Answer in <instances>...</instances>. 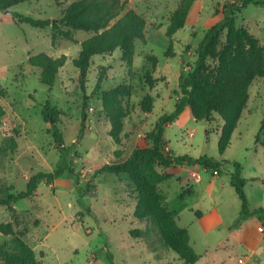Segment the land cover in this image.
Here are the masks:
<instances>
[{
    "label": "rangeland",
    "instance_id": "rangeland-1",
    "mask_svg": "<svg viewBox=\"0 0 264 264\" xmlns=\"http://www.w3.org/2000/svg\"><path fill=\"white\" fill-rule=\"evenodd\" d=\"M74 1L30 0L13 7L10 15L0 13V103L6 110L0 119V197L24 192L33 176L52 173L62 153L75 170L52 184L39 180L31 198L10 207L0 204V224L12 223L15 231H25L24 240L41 264H185L163 246L162 233L153 221L134 218L138 192L128 175L93 178V174L104 165L127 160L136 148L149 146L147 134L161 116L175 110L181 79L194 68L207 31L223 18L224 6L240 0H198L185 27L171 37L167 36L170 16L182 0H129L127 11L146 20V41L136 42L131 65L123 62L120 49L95 56L85 92L74 61L81 43L92 34L72 31L77 42L57 35L53 43L52 27L35 29L14 18L17 13L55 21ZM236 26L246 27L264 49V5L250 4L236 13ZM225 44L224 34L217 49ZM41 53L68 57L52 88L41 82V70L29 64L30 56ZM207 65V71L215 74L217 60L209 59ZM104 69L101 90L94 93ZM253 84L255 115L249 125L243 123L234 132L223 155L218 147L222 125L218 116L211 122L197 121L190 112L165 131L166 150L172 157H209L220 163L217 173L199 164L157 168L173 175L160 190L178 226L189 232L190 245L199 256L196 264H240L242 260L264 264V236L258 231L264 225V212L259 211L264 210V148L256 144L264 112V78ZM123 85L132 94L124 100L127 116L117 144L110 136L102 95ZM147 95L154 99L152 113L141 108ZM48 103L59 111L63 152L51 132L53 124L43 116ZM233 162L243 168L246 215L231 186ZM215 210L222 223L207 231L201 220L207 223ZM134 230L142 236H134ZM8 240L0 235L1 243Z\"/></svg>",
    "mask_w": 264,
    "mask_h": 264
},
{
    "label": "trees",
    "instance_id": "trees-1",
    "mask_svg": "<svg viewBox=\"0 0 264 264\" xmlns=\"http://www.w3.org/2000/svg\"><path fill=\"white\" fill-rule=\"evenodd\" d=\"M30 0H0V13H5L13 7ZM198 0H182L178 9L171 13L167 36L175 35L188 22L190 10ZM241 3L238 6V3ZM250 4L264 5L255 0H240L230 3L223 8V18L212 26L206 33L204 40L198 46L197 59L192 71L181 79L180 94L175 110L161 116L153 130L146 136L149 146L136 148L131 156L122 162L107 164L96 170L93 178L103 174L115 176L128 175L136 186L138 203L134 211V218L138 221H153L162 233L163 246L173 250L185 264H196L199 256L190 245L189 232L178 226L175 215L167 208V198L160 190V186L170 181L172 174L158 172V167L169 168L173 165L199 164L207 169L219 170L220 163L209 157L193 159L189 156H171L166 150L164 141L167 127L190 108L193 118L197 121L211 122L213 116H218L223 122L220 130L219 152L223 155L230 147L232 136L237 129L244 110L250 98V88L253 83L264 78V49L259 41L246 27L236 26V13ZM129 0H76L72 2L58 20L34 19L15 13L18 24H29L35 29L44 30L52 27L55 31L53 43L57 35H61L71 42H77L72 31L91 33L92 36L84 40L79 57L74 61L79 70V82L82 90L86 91L88 71L95 56H105L120 49L123 62L131 65L135 56L137 41H146V20L133 10L127 11ZM226 44L218 50L223 35ZM209 59L217 60V71L211 74L207 71ZM63 55L54 58L46 53L32 55L29 64L41 70V82L52 88L57 75L67 62ZM105 69L100 73L94 93L101 90L105 80ZM152 86V84L150 85ZM132 94V89L126 85L104 92L103 110L111 125L110 136L118 144L127 116L124 100ZM145 113H152L154 99L147 95L141 103ZM6 115L5 108L0 103V119ZM45 121L51 123L54 140L63 147V139L57 126L59 111L48 103L43 111ZM264 119L261 123L256 144L264 146ZM73 162L68 163L62 153L60 162L52 173H40L33 176L27 190L17 194L0 197V204L10 207L20 200L31 198L37 190V182L47 179L52 184L63 175H74ZM234 172L231 186L235 189L242 202V215L248 213V204L244 192L245 180L242 176L243 168L240 163L233 162ZM90 191V190H88ZM81 205L82 201L79 200ZM264 212L263 209L259 210ZM25 231H15L12 223L0 224V235L8 241H0L1 264H41L35 251L25 242ZM132 234L141 237L139 230Z\"/></svg>",
    "mask_w": 264,
    "mask_h": 264
},
{
    "label": "crops",
    "instance_id": "crops-1",
    "mask_svg": "<svg viewBox=\"0 0 264 264\" xmlns=\"http://www.w3.org/2000/svg\"><path fill=\"white\" fill-rule=\"evenodd\" d=\"M254 85V84H253ZM253 85L251 86V88H250V91H249V93H250V98H249V102H248V105H247V108L244 110V112H243V114H242V117H241V120H240V122H239V125H238V127H237V129L235 130V131H237L239 128H241V126H242V124L243 123H245V124H247L248 123V125H249V120L255 115V112H256V107L254 106V104L252 103L253 101V93H252V87H253ZM259 92H256L255 93V98H259ZM190 112H191V110H190V108L189 107H187L186 109H185V111L183 112V114L180 116V119H179V121L183 118V116L185 115V114H190ZM191 115V114H190ZM263 119H264V112H263ZM263 119H262V121H263ZM178 121V120H177ZM262 121H261V123H262ZM172 125V124H171ZM171 125H169L168 127H170ZM222 126H223V122H222V125H221V128H222ZM260 127H261V125H260ZM263 142H264V139H263ZM259 146H262L263 148H264V146L262 145V144H258ZM207 219H208V222L207 223H205V218H202V224H203V226H204V228L207 230V231H212L213 229H215L219 224H221L222 223V219H221V216L219 215V213L215 210V211H213V212H211V214L209 215V216H207ZM251 252L253 253V254H255V253H257L256 252V249H253V250H251ZM240 263V262H239ZM240 264H245V262L244 263H240Z\"/></svg>",
    "mask_w": 264,
    "mask_h": 264
},
{
    "label": "built area",
    "instance_id": "built-area-1",
    "mask_svg": "<svg viewBox=\"0 0 264 264\" xmlns=\"http://www.w3.org/2000/svg\"><path fill=\"white\" fill-rule=\"evenodd\" d=\"M215 172H216V171H215ZM216 173H217V172H216ZM194 176L196 177L197 174L194 173ZM258 231H259L261 234H263V236H264V225L259 226ZM240 263H244V261L242 260V261H240Z\"/></svg>",
    "mask_w": 264,
    "mask_h": 264
},
{
    "label": "water",
    "instance_id": "water-1",
    "mask_svg": "<svg viewBox=\"0 0 264 264\" xmlns=\"http://www.w3.org/2000/svg\"><path fill=\"white\" fill-rule=\"evenodd\" d=\"M5 13L8 15L12 14V12L10 10L6 11ZM51 123L54 124V121H52Z\"/></svg>",
    "mask_w": 264,
    "mask_h": 264
}]
</instances>
